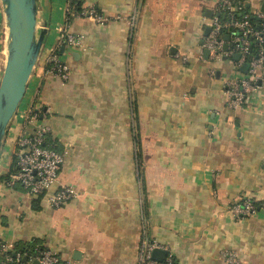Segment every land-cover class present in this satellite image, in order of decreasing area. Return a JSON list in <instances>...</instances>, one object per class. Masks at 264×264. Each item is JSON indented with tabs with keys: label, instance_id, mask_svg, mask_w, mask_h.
Returning <instances> with one entry per match:
<instances>
[{
	"label": "crops",
	"instance_id": "0c3cea01",
	"mask_svg": "<svg viewBox=\"0 0 264 264\" xmlns=\"http://www.w3.org/2000/svg\"><path fill=\"white\" fill-rule=\"evenodd\" d=\"M263 1L246 0L251 11ZM81 2L107 21L69 23L82 46L71 49L76 57L59 53L62 80L44 60L65 0H38L37 28L46 23L47 34L21 102L47 111L43 123L64 154L57 185L79 197L33 210L0 180V241L13 254L38 240L72 264H135L147 240L176 264H226L227 251L239 264H264V83L247 105L227 106L234 61L205 60L199 46L216 0H143L137 21L140 0ZM6 36L0 3V80ZM9 169L2 149L0 177ZM244 200L260 203L256 214L235 219L228 209Z\"/></svg>",
	"mask_w": 264,
	"mask_h": 264
},
{
	"label": "built area",
	"instance_id": "2783aa9c",
	"mask_svg": "<svg viewBox=\"0 0 264 264\" xmlns=\"http://www.w3.org/2000/svg\"><path fill=\"white\" fill-rule=\"evenodd\" d=\"M81 1L65 0L64 25L59 27L56 45L44 60L46 73L54 74L62 80L68 78V67L60 60L59 48L64 46L77 49L82 46V38L68 31V19L83 18L96 24H104L107 21L94 7L81 5L80 12H76V5ZM246 3L216 0L212 17L209 19L210 32L207 37L202 38L203 45L200 46L201 51H209V59L212 61L239 54L238 61L233 62L234 75L223 83L226 104L231 109H240L247 105L251 96L264 83V14L260 9L250 11L251 15L261 21L259 30H255L249 20V14L245 12ZM222 13L226 14L224 20H221ZM235 14H239V18H236ZM225 35L230 37L228 42L223 39ZM252 38L258 41L256 51H253L251 45ZM225 43L228 44L226 52L223 51ZM244 64L247 69L242 73L240 67ZM47 114L37 100L26 108L20 104L3 141V152L7 153L10 159L9 173L3 184L10 190L19 187L32 201L40 198V201L43 200L52 209H57L78 198L79 193L72 186L57 185L64 154L55 148L49 128L43 123ZM260 208L264 209V203ZM228 211L235 219H242L255 215L257 208L252 201L244 200L231 204ZM10 247L0 241V264H72L70 261L61 260L57 253L44 248L32 256H27L22 252L11 254ZM156 248L161 249L155 244L143 242L135 264H176L168 253L162 262L151 260L150 252ZM222 256L226 264H239L236 253L227 251Z\"/></svg>",
	"mask_w": 264,
	"mask_h": 264
},
{
	"label": "water",
	"instance_id": "95a60500",
	"mask_svg": "<svg viewBox=\"0 0 264 264\" xmlns=\"http://www.w3.org/2000/svg\"><path fill=\"white\" fill-rule=\"evenodd\" d=\"M37 2L38 0H0L7 24L6 59L0 80V153L8 127L25 96L27 83L38 61L47 34L46 23L40 24L41 27L37 28ZM142 3L143 0H140L136 21L140 15ZM246 8H249V4H246ZM260 12L264 14V1L261 3ZM204 15L211 18L212 11L207 9ZM209 32L210 27L208 26L203 31V38L207 37ZM229 38V35L223 37L226 42ZM202 45L203 40L201 39L199 46ZM227 50L228 44L225 43L223 51ZM64 51L74 57L77 56L71 49L61 46L59 53H64ZM203 58L205 60L209 58L207 49H203ZM238 59L239 54L232 56L233 61L236 62ZM246 69V64L240 67L242 73H245ZM146 243L148 244V240ZM166 254V251L156 248L150 252V258L153 261L162 262ZM78 255L79 253L75 252L73 259L76 260ZM23 262H26V258ZM33 264L38 263L33 262Z\"/></svg>",
	"mask_w": 264,
	"mask_h": 264
},
{
	"label": "trees",
	"instance_id": "16d2710c",
	"mask_svg": "<svg viewBox=\"0 0 264 264\" xmlns=\"http://www.w3.org/2000/svg\"><path fill=\"white\" fill-rule=\"evenodd\" d=\"M236 3L237 2H246V0H234ZM247 4V3H246ZM82 4H81V2L80 3H78L76 6V12H80V6H81ZM245 5V4H244ZM250 8H245V12L247 13V14H249V20H250V22H251V24L254 26V28H255V30H259V28H260V24H261V21L259 20V19H257L255 16H253V15H251L250 14ZM99 12V11H98ZM225 13H222V15H221V20H224V18H225ZM235 17L236 18H239V14H235ZM75 18H69L68 19V25H69V23H71L73 20H74ZM251 45H252V48H253V51H256V49H258V41L256 40V39H254V38H252L251 39ZM36 101V99L34 100V102ZM43 109V108H42ZM9 173V172H8ZM8 173L6 174V175H4V176H1L0 177V180H5L6 178H7V176H8ZM17 188L19 189V190H21L19 187H15V188H13V189H11V190H17ZM22 192V191H21ZM39 204H40V198L39 199H36V200H33L32 201V209L33 210H38L39 209ZM254 204V206L257 208L258 207V205H260V203H256V202H254L253 203ZM39 244V241L38 240H34V242H31V243H29V244H26V245H24V246H20V248H19V251L18 252H22V253H25L27 256H32V255H34L35 253H36V251H39V250H41V249H43V247H41L40 245H38ZM19 245H17L16 246V249H17V247H18ZM45 249V248H44ZM1 258H2V255L0 254V260H1Z\"/></svg>",
	"mask_w": 264,
	"mask_h": 264
},
{
	"label": "rangeland",
	"instance_id": "374dc122",
	"mask_svg": "<svg viewBox=\"0 0 264 264\" xmlns=\"http://www.w3.org/2000/svg\"><path fill=\"white\" fill-rule=\"evenodd\" d=\"M5 59H6V56H5ZM16 191H17V193H18V194H20V193H21V190H19L18 188H17V190H16ZM20 195H21V194H20Z\"/></svg>",
	"mask_w": 264,
	"mask_h": 264
},
{
	"label": "bare ground",
	"instance_id": "6f19581e",
	"mask_svg": "<svg viewBox=\"0 0 264 264\" xmlns=\"http://www.w3.org/2000/svg\"><path fill=\"white\" fill-rule=\"evenodd\" d=\"M6 26H7V24H6ZM7 37V36H6Z\"/></svg>",
	"mask_w": 264,
	"mask_h": 264
}]
</instances>
